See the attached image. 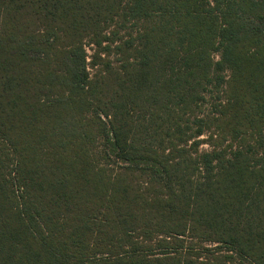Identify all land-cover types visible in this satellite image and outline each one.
I'll use <instances>...</instances> for the list:
<instances>
[{"label":"trees","instance_id":"1","mask_svg":"<svg viewBox=\"0 0 264 264\" xmlns=\"http://www.w3.org/2000/svg\"><path fill=\"white\" fill-rule=\"evenodd\" d=\"M0 264H264V0H0Z\"/></svg>","mask_w":264,"mask_h":264},{"label":"rangeland","instance_id":"2","mask_svg":"<svg viewBox=\"0 0 264 264\" xmlns=\"http://www.w3.org/2000/svg\"><path fill=\"white\" fill-rule=\"evenodd\" d=\"M87 54H88V61L92 60L91 55L94 53L93 50L90 49V47L86 44ZM215 59H218V56H215Z\"/></svg>","mask_w":264,"mask_h":264}]
</instances>
